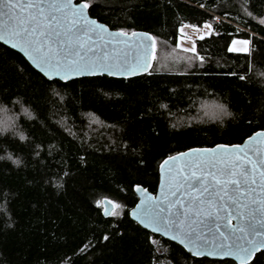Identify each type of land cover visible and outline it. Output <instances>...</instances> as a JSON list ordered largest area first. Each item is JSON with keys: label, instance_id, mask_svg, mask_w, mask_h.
<instances>
[{"label": "trees", "instance_id": "16d2710c", "mask_svg": "<svg viewBox=\"0 0 264 264\" xmlns=\"http://www.w3.org/2000/svg\"><path fill=\"white\" fill-rule=\"evenodd\" d=\"M89 2L112 29L156 38L152 71L48 80L0 43V264H237L194 257L129 211L166 157L264 129V0ZM205 23L195 52L178 47L183 25ZM235 38L249 50L229 52Z\"/></svg>", "mask_w": 264, "mask_h": 264}, {"label": "snow or ice", "instance_id": "6c2138e0", "mask_svg": "<svg viewBox=\"0 0 264 264\" xmlns=\"http://www.w3.org/2000/svg\"><path fill=\"white\" fill-rule=\"evenodd\" d=\"M91 6L89 0H0V40L12 47L25 45L37 54L33 58L43 69L65 81L73 75L147 71L149 56L156 58V38L144 34L151 41V53L144 49L143 41L132 40L139 35L136 32L111 33L108 39L104 35L107 30L87 16ZM203 27L209 29V36L213 34L212 24ZM239 43L246 46L249 41ZM131 48L137 50L134 63L125 58V49ZM236 50L228 48L229 52ZM184 51L195 52V48ZM260 136L264 133H256ZM245 144L218 146L223 151L194 150L209 155L185 160L175 168L164 194L146 197L138 206L137 218L154 233L171 234V239L187 245L193 256H234L242 264H250L254 254L264 249V141ZM170 160L177 157L166 159L161 167ZM150 242L156 243L151 238Z\"/></svg>", "mask_w": 264, "mask_h": 264}, {"label": "water", "instance_id": "95a60500", "mask_svg": "<svg viewBox=\"0 0 264 264\" xmlns=\"http://www.w3.org/2000/svg\"><path fill=\"white\" fill-rule=\"evenodd\" d=\"M77 2H78L77 0H74V3H77ZM86 14L89 17V19H94L97 22V25L103 26L107 30L104 33V35L106 36V38L110 39L111 38V36H110L111 33L121 32V30L112 29L108 24H106L104 22H101L97 18L93 17L90 14L89 9L86 10ZM134 32L138 33L139 35L137 37H132V40L138 41V42L139 41H143L144 49L147 50L148 53H151L152 52V49H151V41L150 40H147L145 38V35L144 34H147V36H151V37H153V36L150 33L146 32V31H134ZM127 33H129V32H127ZM129 35H131V33H129ZM120 39L123 40V39H126V38L121 37ZM0 43H2L4 45H6L7 47H9V48L17 51L18 53H20L29 62V64L35 70H37L39 73H41L43 76H45L48 80L65 81L64 79H61L60 77L55 76L53 73L50 72V70L43 69L42 66L37 62V60H35L33 58L37 54L30 52V50L25 45H20V46H17V47H12V45L10 43H8L7 41H5V40H0ZM125 51L128 53L127 57H125V58L128 59L129 61H132L134 63L135 57H136V54H137V50L135 48H131V49H125ZM149 62L151 63V67L148 68L147 71H139V72H130V73H125V74H117V75H112L110 77L122 78V79H129V78H134V77L140 76V75L145 74V73H149V72L152 71V68H153V60L150 58V56H149ZM50 76L52 78H49ZM61 76H63V73H61ZM97 76H100V75H97ZM106 76H109V75H106ZM84 77H96V76H91V75H87V74H82V75H79V76L73 75V78L68 79L66 81H71V80H74V79L84 78ZM258 132L264 133V129H260V130L255 131L250 136H248L242 143H235V144L218 143V144H216L214 146H211V147H209V146H196V147H192V148H189L187 150L180 151V152H178L176 154H173L171 156L166 157L160 163V166H159V183H158L157 190H156L155 193L152 192V191H150L148 188H146V187H144L142 185H136L135 186V192H136V194L138 196V201L136 202V204L134 205V207H132L130 209V211H129L130 217L134 221H136L138 224H140L143 228H145L148 231H150L151 233L156 234V235H159V236H161V237H163V238H165L167 240H170L172 242H175V243L181 245L188 253H190L189 250H188V246L185 245V244L180 243L179 240H172L171 239V234L165 235L163 232L154 233V232L151 231V228L144 227V225L140 222V220L136 216V213L140 210V208L138 206L142 205V203L145 201L146 197H149V196L150 197H154V198L161 197L164 194V192L166 191V189H167L168 181L170 179V174H173L174 175L175 174V168L181 167L183 165V162L185 160H190V159H193L195 157H205V156L209 155L208 153L197 152V151H194V150L217 148L218 151H223V149H219L218 148V146H220V145H224V146L242 145V146H245L246 147L247 146L245 144L246 141L251 142L252 140H257L258 143L260 141H264V136H260L259 138L256 137V133H258ZM261 146H264V145H261ZM184 153H188V156L182 155ZM170 157H177V160L176 161H171L170 160L167 165H164L163 167H161V165L163 164V162L166 159H169ZM104 205H105L104 214L106 216H108L113 211L114 205L113 204H109L108 203V200H105ZM235 223H236V221L233 220V224H235ZM261 251H264V249L256 252L254 254V257L250 260V263L255 259L256 255L258 253H260ZM194 257H198V258H209V259H213V260H232V261L236 262L237 264H242V262L239 261V260H237L234 256L233 257H224V258L214 257V256H194Z\"/></svg>", "mask_w": 264, "mask_h": 264}, {"label": "rangeland", "instance_id": "374dc122", "mask_svg": "<svg viewBox=\"0 0 264 264\" xmlns=\"http://www.w3.org/2000/svg\"><path fill=\"white\" fill-rule=\"evenodd\" d=\"M185 25H188L189 27H184ZM185 25H183L180 28V34H179V38H178V47L181 48L182 50L192 49L194 47L196 50L197 40L200 39L201 36H204V37L208 36L209 29H205L203 26L193 27V25H191V24H185ZM182 28H183V33L181 32ZM234 40L237 41V43L235 45H233L231 42L230 46L235 47L237 49L236 51L246 52L249 50V48H250L249 39L235 38ZM244 40L249 41L248 45L245 46V45L239 43V41H244ZM245 48L247 49L246 51L243 50ZM187 52H192V51H187ZM156 245L160 248V241L156 240ZM160 250H162V249L160 248Z\"/></svg>", "mask_w": 264, "mask_h": 264}, {"label": "built area", "instance_id": "2783aa9c", "mask_svg": "<svg viewBox=\"0 0 264 264\" xmlns=\"http://www.w3.org/2000/svg\"><path fill=\"white\" fill-rule=\"evenodd\" d=\"M216 35H219V32H215Z\"/></svg>", "mask_w": 264, "mask_h": 264}]
</instances>
